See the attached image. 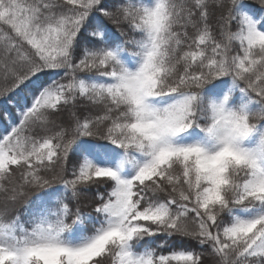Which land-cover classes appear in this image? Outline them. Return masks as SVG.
<instances>
[{"label":"snow or ice","instance_id":"6c2138e0","mask_svg":"<svg viewBox=\"0 0 264 264\" xmlns=\"http://www.w3.org/2000/svg\"><path fill=\"white\" fill-rule=\"evenodd\" d=\"M0 264H264V0H0Z\"/></svg>","mask_w":264,"mask_h":264},{"label":"trees","instance_id":"16d2710c","mask_svg":"<svg viewBox=\"0 0 264 264\" xmlns=\"http://www.w3.org/2000/svg\"><path fill=\"white\" fill-rule=\"evenodd\" d=\"M250 2H255V0H250Z\"/></svg>","mask_w":264,"mask_h":264}]
</instances>
